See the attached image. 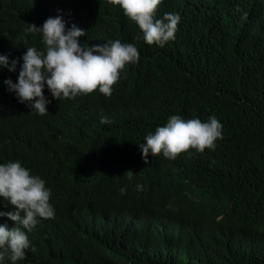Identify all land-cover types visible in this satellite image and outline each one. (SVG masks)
I'll return each mask as SVG.
<instances>
[{
    "label": "trees",
    "instance_id": "16d2710c",
    "mask_svg": "<svg viewBox=\"0 0 264 264\" xmlns=\"http://www.w3.org/2000/svg\"><path fill=\"white\" fill-rule=\"evenodd\" d=\"M96 2L0 0V54L18 59L16 71L0 69V163L44 179L54 208L25 230L30 247L15 264H96L86 246L102 234L109 246L90 245L99 264H264V0H174L164 11L179 15L176 40L140 52L112 97L58 100L45 87L48 112L30 111L3 83L16 81L25 47H43L27 23L61 15L89 45L135 33L118 4ZM172 114L214 115L215 148L142 159L138 143ZM79 211L105 232L78 223Z\"/></svg>",
    "mask_w": 264,
    "mask_h": 264
},
{
    "label": "clouds",
    "instance_id": "9594fccd",
    "mask_svg": "<svg viewBox=\"0 0 264 264\" xmlns=\"http://www.w3.org/2000/svg\"><path fill=\"white\" fill-rule=\"evenodd\" d=\"M172 1L98 0L96 4L103 8L118 4L125 16L134 22L136 31L124 37L130 39L126 43L117 39L85 44L79 40L85 34L84 29L74 23L66 27L61 15L49 16L40 26L27 23L25 32L40 33L43 47H25L19 58L16 81L10 78L3 81L6 91L14 93L18 102L25 103L30 111L38 115L47 113L46 105L51 102L43 92L45 87L51 97L58 100L73 99L97 89L106 97H112L114 93H111V86L119 79L120 71L129 68V63H135L140 52L163 48L176 40L179 15L164 11ZM17 64V58L9 59L8 54H0V69L16 71ZM130 83L127 82L128 86ZM164 121L148 132L143 142L138 143L145 161L149 154L162 153L166 158L175 159L177 154L189 148L196 152L214 149L215 141L222 135V124L214 115L202 121L198 117L184 119L172 114L165 124ZM100 122L110 123V119L101 116ZM121 191H124L123 187ZM49 197L50 189L45 186L44 179L30 174V170L22 166L19 160L0 163V203L8 207V210L0 208V217H7L14 222L10 228L6 223H0V264H4L5 256L12 264L25 258V250L30 247L25 230L30 231L38 218L54 216ZM74 217L81 225L88 226L91 233L105 232V225L95 216L79 211L74 213ZM97 239L89 243L86 250L92 253L88 256L93 262L99 264V258L93 254L101 252L103 245H109L104 234ZM91 244L98 247L96 251L90 248Z\"/></svg>",
    "mask_w": 264,
    "mask_h": 264
},
{
    "label": "bare ground",
    "instance_id": "6f19581e",
    "mask_svg": "<svg viewBox=\"0 0 264 264\" xmlns=\"http://www.w3.org/2000/svg\"><path fill=\"white\" fill-rule=\"evenodd\" d=\"M38 129V128H37Z\"/></svg>",
    "mask_w": 264,
    "mask_h": 264
}]
</instances>
